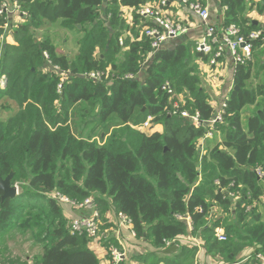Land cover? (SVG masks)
Returning a JSON list of instances; mask_svg holds the SVG:
<instances>
[{
	"label": "trees",
	"instance_id": "obj_1",
	"mask_svg": "<svg viewBox=\"0 0 264 264\" xmlns=\"http://www.w3.org/2000/svg\"><path fill=\"white\" fill-rule=\"evenodd\" d=\"M147 2L12 0L25 21L9 32V19L0 15V176L13 173L19 190L15 200H2L0 192L1 256L15 229L39 246L32 264H100L89 238L69 233L64 205L52 198L58 195L74 203L93 198L100 216L109 200L137 240L160 253L172 243L181 250L170 264L193 263L196 247L178 242L189 234L223 264L249 249L264 257V84L249 83L251 61L235 65L222 120L206 126L213 108L197 62L210 57L191 42L164 45L150 57L153 39L143 27L154 24L135 14ZM224 6L223 26L234 25L245 38L256 29L240 0ZM120 7L132 9L128 26ZM53 28L84 33L73 59L54 43ZM42 30L50 34L39 39ZM77 105L83 119L95 112L103 125L99 143L73 133ZM246 107H254L247 119ZM148 119L163 131L141 130ZM208 134L213 138L204 140ZM110 246H118L114 238L104 242L107 255ZM255 255L247 264H261ZM7 263L29 264L20 256Z\"/></svg>",
	"mask_w": 264,
	"mask_h": 264
},
{
	"label": "crops",
	"instance_id": "obj_2",
	"mask_svg": "<svg viewBox=\"0 0 264 264\" xmlns=\"http://www.w3.org/2000/svg\"><path fill=\"white\" fill-rule=\"evenodd\" d=\"M146 5L151 6L152 8L158 9L165 15L176 22L183 23L185 26H188L189 30L185 35L181 36L175 43H185L191 42L195 43L203 35V27L201 20L189 12L185 7L179 4L178 0H149ZM165 1V5L161 6L160 2ZM199 1L203 6L207 7L209 11V23L213 26L219 27L223 24V11L225 9L224 3L226 0H196ZM242 7L247 13V18L250 22H257L255 30L264 29V0H240ZM9 4H12V0H7ZM110 3V2H109ZM108 5V4H107ZM138 11V10H137ZM135 11V14L136 12ZM138 15V14H136ZM140 16V15H138ZM121 21L124 22L126 26L130 25V18L132 17V9L128 7H120ZM143 17V16H142ZM7 28L8 26H18V24H23L24 19L20 15H12L8 17ZM142 24L152 23L150 18H142ZM254 30V31H255ZM43 31V30H42ZM42 31L37 32L38 35ZM7 43L10 45H15L12 37H7ZM252 68H251V81L250 84L256 86L259 84H264V47L257 46L254 51H252ZM198 72L200 74L201 85L205 90L206 94L209 97L211 106L213 108V117H215L221 111V105L227 101L229 93L234 88L233 84V75H234V63L232 62L231 56L226 52L225 56L222 58L221 62L217 67H210L205 61L197 62ZM254 112V107H246L243 111L244 118L247 119ZM157 128L155 130L154 128ZM162 129L161 125L152 126V129L149 132H158ZM213 137H210L211 139ZM208 139V140H209ZM108 202L107 209L101 215L102 223L101 229H105L107 235H104V241L99 238L95 242L91 241L88 245V248L92 250L100 264H106L108 255L104 249V242L110 238L116 237L122 243V246L125 248V256L120 264H170L173 263L175 256L180 253V249L177 248V251L173 254L166 255V252L170 245L160 253L150 247L146 242L142 240H137L136 237H133L127 227H122L118 225V217L110 206V202L107 199H104ZM264 199H262L263 201ZM101 207V206H100ZM260 207V211H261ZM63 212L68 221L75 219L79 212L69 206H63ZM179 244L186 245L189 249L196 247L195 256L192 264H223L221 261L209 256L206 250L203 248L198 238L193 237L191 234L186 237H180L178 239ZM256 252L253 249L247 250L241 257H238L237 262L234 264H247L252 257V253ZM260 255L259 253H255ZM254 254V255H255ZM39 255V253H38ZM243 259V260H241ZM240 260V261H238ZM257 260V259H256ZM258 261V260H257ZM259 262V261H258ZM261 263V262H260ZM32 264V263H29ZM262 264V263H261Z\"/></svg>",
	"mask_w": 264,
	"mask_h": 264
},
{
	"label": "built area",
	"instance_id": "obj_3",
	"mask_svg": "<svg viewBox=\"0 0 264 264\" xmlns=\"http://www.w3.org/2000/svg\"><path fill=\"white\" fill-rule=\"evenodd\" d=\"M111 1V0H108ZM179 4L185 7L189 12L196 15L202 22L203 35L202 37L194 43L195 50L198 53H201L205 56H209L210 60L207 63L210 67H217L221 62L222 58L225 56L226 52L231 56L232 62L234 65L243 64L244 62H249L252 59V43L257 42L259 46L264 47V29H258L251 32L246 38L241 37L238 33V29L234 25L223 26L221 24L219 27L213 26L209 23V11L207 7L203 6L199 1L191 0H178ZM165 1H161L160 5L164 6ZM19 7L17 4H9L8 2L4 3L0 9V15L5 14L8 18L12 15H20ZM225 10V9H224ZM136 14L143 16L145 18H150L154 24L153 28L143 27V32L145 36L153 39L151 45L150 57H153L154 54L163 46L165 42L177 41L181 36L185 35L188 32V26H185L183 23L176 22L171 20L168 15L163 14L158 9L152 8L149 5L142 6ZM131 21V18H130ZM3 36H0V43L3 40ZM119 44L122 45V41L119 40ZM241 44L243 47H240ZM43 57L47 59L46 55L43 54ZM54 70L57 69L53 67ZM88 79L99 80L100 77L98 74H89L86 76ZM125 79H133V77H125ZM64 80V79H63ZM63 80L61 82H63ZM5 76L0 77V86H4ZM58 89H61V85L58 86ZM226 101L221 105V111L213 117L211 120L206 122V126L211 129L215 124L221 122V116L223 109L225 107ZM183 118H187L186 113H182ZM192 121L196 126H199L201 122L198 121L197 117H193ZM151 120L148 119L141 130H151ZM211 135L208 134L205 138H210ZM200 142L199 146V155L203 153V142ZM257 176L262 177L261 173L257 170ZM54 200L59 202L64 206H69L79 212V215L73 219L69 225V233L75 235H83L89 238L90 241L95 242L99 239V230L101 225V216L98 209V204L93 198L86 199L81 203L71 202L66 197H61L58 195L52 196ZM118 225L122 227L130 228V234L135 237V233L132 230L130 220L124 215H117ZM216 237L219 241H224L225 236L222 230H216ZM115 239V238H114ZM118 246H110L107 249L108 259L106 264H120L125 256V248L122 246L120 240L116 237ZM170 245H174L173 243ZM168 245V247L170 246ZM175 246V245H174ZM256 259L264 264V257L257 256Z\"/></svg>",
	"mask_w": 264,
	"mask_h": 264
},
{
	"label": "rangeland",
	"instance_id": "obj_4",
	"mask_svg": "<svg viewBox=\"0 0 264 264\" xmlns=\"http://www.w3.org/2000/svg\"><path fill=\"white\" fill-rule=\"evenodd\" d=\"M6 2H7V0H5V3ZM6 28H7V25H6ZM15 28H16V26H14V24L12 26H8L7 32L14 30ZM46 32L49 33V31L43 30L41 32V34L38 35V38L39 39L42 38ZM50 33H51V35L54 36V39H55L54 43L58 46V49L69 54V59H73L77 53L76 45L79 41L82 40L84 33L79 32V31L75 32V33H71L70 31L59 30L56 28H53L52 30H50ZM45 60H47V59H45ZM85 78H87V77H85ZM63 79H64V77L61 78V81ZM57 90L59 91V89H57ZM80 110H81V106L77 105L73 108V110L71 112L73 114V118H72L73 120H72V124H71L73 133L77 137H81L84 139H91V140H94L95 142L99 143L98 134L103 132L102 131L103 125H101L99 123L98 119L96 118L95 112H92L89 116H87L86 118L83 119L81 117ZM154 129L157 130L156 127ZM159 131H163V128L160 129ZM144 132L149 133V130L147 131V129H145ZM103 207L104 206H102L100 209L101 215L103 214V212H102ZM216 212H218V211H216ZM214 214L216 216H218L219 212L214 213ZM70 223H71V221H69L68 226L70 225ZM101 223H102V217H101ZM47 227L48 228H54L55 225L53 223H51V224H48ZM104 235H107V234L105 232V229H101V225H100L99 237L103 241L105 240ZM7 240L9 241V249H8L7 253L4 254V256L0 255V264H8L7 263L8 260L16 258L18 256H20V258L23 261H26L28 263H34L36 257L38 256V253L40 251L38 245H34V243L31 242L30 240H27L26 237H21L19 232L15 229L12 230L11 232H9V235L7 236ZM13 243H15V244H13ZM254 254L255 253L253 252L252 255L254 256ZM257 256H260V255L256 254L255 259Z\"/></svg>",
	"mask_w": 264,
	"mask_h": 264
},
{
	"label": "water",
	"instance_id": "obj_5",
	"mask_svg": "<svg viewBox=\"0 0 264 264\" xmlns=\"http://www.w3.org/2000/svg\"><path fill=\"white\" fill-rule=\"evenodd\" d=\"M108 3V0H102V5L106 6ZM253 26H257V22H252ZM80 27L77 26V29H79ZM175 42L172 41H168L165 42L163 44L164 45H175ZM240 47H243V45L241 44ZM237 89V88H235ZM12 178H13V173H10L7 177L2 178L0 176V192L2 193V200L5 199H11V200H15L18 196H19V191L18 188L14 185H12ZM177 251V247L172 245L171 248H169L166 252H164V254L166 255H170L173 254Z\"/></svg>",
	"mask_w": 264,
	"mask_h": 264
}]
</instances>
